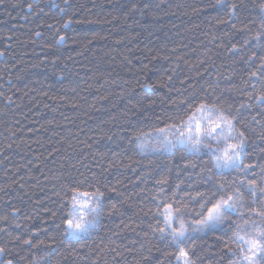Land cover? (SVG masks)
Wrapping results in <instances>:
<instances>
[{"label":"trees","instance_id":"obj_1","mask_svg":"<svg viewBox=\"0 0 264 264\" xmlns=\"http://www.w3.org/2000/svg\"><path fill=\"white\" fill-rule=\"evenodd\" d=\"M213 5L215 0L0 4V216L8 217L0 220V246L17 251L24 239H44L60 223L51 211L70 197L61 185L69 176L95 173L101 185L118 191L103 189L107 195L98 229L72 245L79 256L68 257L64 246L50 255L48 264L163 260L166 246L153 236L149 225L155 221L145 213L155 211L150 201L156 180L171 169L175 181L184 159L180 152L141 156L128 141L133 126L162 127L156 116L175 114L172 101L187 95L190 85L199 90L213 84L219 95L230 84H242L241 65L233 63L238 58L221 46L228 43L224 33L229 28L218 25L217 18H226V9ZM70 17L73 22L61 27ZM58 35L67 37L62 45L56 42ZM234 41L243 43L239 35ZM223 95L237 103L242 98L238 91ZM112 205L118 211L109 215ZM13 208L19 213L13 215ZM218 235H198L202 264L219 261L223 243ZM27 251L25 247L21 254ZM95 252H100L99 259Z\"/></svg>","mask_w":264,"mask_h":264},{"label":"snow or ice","instance_id":"obj_2","mask_svg":"<svg viewBox=\"0 0 264 264\" xmlns=\"http://www.w3.org/2000/svg\"><path fill=\"white\" fill-rule=\"evenodd\" d=\"M64 3L67 5L68 0ZM212 7L226 9V18H217L218 25L229 28L224 33L228 43L221 46L238 58L233 63L241 65L242 84H230L219 95L213 84L199 90L190 85L187 95L172 101L175 114L156 116L157 121L163 122L162 127L133 126L128 141L141 156L171 157L180 152L184 159L175 181L170 179L171 169L156 180L157 191L150 201L155 204V211L149 208L145 213L155 221L149 225L153 236L166 246L159 264H202V257L196 252L197 238L210 232L220 233L216 238L223 243L217 264H264V0H215ZM132 10H136V5ZM60 12L65 9L60 8ZM72 22L70 17L61 27ZM53 27L48 25L49 29ZM237 35L243 43L234 41ZM66 39L58 35L56 42ZM198 76L203 78V73ZM235 91L242 97L238 103L223 95ZM245 113L250 119L243 118ZM203 156L208 159L197 162L191 158L202 160ZM61 188L66 196L70 193L67 204L62 201L55 211L46 209L60 223L44 239L22 240L17 251L7 244L0 246V264H48L50 255L64 246L69 249L68 257L79 256L72 245L91 238L98 229L107 195L103 189L118 191L115 186L101 185L95 173L91 177L83 173L69 176ZM12 211L15 215L20 210ZM116 211L112 205L108 214ZM7 219L0 216V220ZM15 240L20 241V237ZM25 247L28 251L22 255ZM110 251L117 252L115 248ZM95 255L100 258V252Z\"/></svg>","mask_w":264,"mask_h":264},{"label":"water","instance_id":"obj_3","mask_svg":"<svg viewBox=\"0 0 264 264\" xmlns=\"http://www.w3.org/2000/svg\"><path fill=\"white\" fill-rule=\"evenodd\" d=\"M60 45H62L63 44V42H61V43H59Z\"/></svg>","mask_w":264,"mask_h":264}]
</instances>
